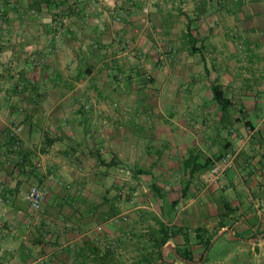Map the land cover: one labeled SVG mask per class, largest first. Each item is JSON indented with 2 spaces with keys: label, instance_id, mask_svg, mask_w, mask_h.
Masks as SVG:
<instances>
[{
  "label": "crops",
  "instance_id": "0c3cea01",
  "mask_svg": "<svg viewBox=\"0 0 264 264\" xmlns=\"http://www.w3.org/2000/svg\"><path fill=\"white\" fill-rule=\"evenodd\" d=\"M263 2L155 0L151 16L175 42L167 7L188 6L195 19L215 23L225 13L246 19L243 9ZM116 3L0 0V264L124 263L129 248L114 249L111 240L140 232L141 219L153 217L176 231L161 246L168 264H182L177 249L187 244L194 261L184 264H264V96L230 98L227 113L215 104L212 135L210 124L196 123L212 114V92L200 97L191 80L194 96L174 95L175 74L191 66L179 64L180 53L167 68L139 0ZM226 49L213 51L218 63L235 56ZM144 73L161 84L159 94L139 87ZM244 105L249 128L236 110ZM230 149L234 168L220 184L203 186L204 164ZM124 170L133 172L127 199L116 194ZM31 186L45 192L40 211L27 202ZM125 215L129 222H115ZM197 228L216 233L208 251Z\"/></svg>",
  "mask_w": 264,
  "mask_h": 264
},
{
  "label": "rangeland",
  "instance_id": "374dc122",
  "mask_svg": "<svg viewBox=\"0 0 264 264\" xmlns=\"http://www.w3.org/2000/svg\"><path fill=\"white\" fill-rule=\"evenodd\" d=\"M116 4L117 3L112 6L116 7ZM154 4L155 0H139L138 3L139 7L141 5H147L149 7V13L145 15L151 17L149 18V22L151 24L150 27L153 28V34L156 33L160 37L158 44L152 45V48L155 47L156 53L163 56V59L167 63V68L169 69H172V67H174L177 63L175 58L177 54L180 53L182 58L179 60V64L191 66V70L187 69L185 70L186 72L180 71L175 74L173 79V86H175V88H173V91L176 92V94L174 95L179 97L184 96L187 98L194 96L193 91L189 88V84H191V80H193L199 84L198 94L202 98L210 95L213 83H219L225 94L232 100H235L236 98H243L244 100L252 97L264 96V2L259 8H244L243 16L248 17L246 19L243 18V20L240 21L238 18H234L232 15H227L224 12L225 14H221L222 19L219 18L216 21L213 20L215 23H211L212 20L195 19L194 15H192L193 11L188 6H183L181 8L178 6L173 9L167 7V9L164 10V12H168L166 16H169L166 21L175 24V26H173L177 38L175 42L168 38L169 32L165 31V33H163L160 31L161 27H156L154 22L155 20H153L154 18L151 16ZM132 7V2L126 5L127 9H131ZM172 12H174V14ZM118 17L120 18L119 20L117 19L118 21L123 20V12H120V16H117V18ZM188 24H190L191 33L194 39L197 40L196 48L198 49V52L195 53V55L191 53L188 41ZM154 25L155 27H152ZM214 29L219 32L214 33ZM216 35H220L221 40L216 39ZM169 48L171 49L170 52H168ZM221 48H227L226 50L234 51L235 56L223 58L225 61H223V63H218V58L215 57L213 53ZM230 65L232 67H230ZM229 68L230 71L228 70ZM163 76L164 81H161L162 84L165 83L169 77L168 75ZM143 77L146 83L141 84L139 87H142L143 85L148 87L150 86L151 88L155 87L152 90H155V92L159 94L162 86L160 83H155L157 82V79L149 73H144ZM234 78H236L235 83L233 82ZM221 79L225 82V84L221 83ZM140 90L142 91V89ZM215 104L216 103L212 101L210 105L206 106V108H210L212 110V114L209 117L205 119H203L201 115L196 117V123L200 126H203L204 123L211 125L212 135H214L217 128V126H215L216 121L214 120V116H212L215 112L213 110L215 108ZM247 107L250 108V105H244V107L240 106L239 110L236 109L237 113L239 112L241 118L243 119L242 127L244 128H249L250 125V122L248 121L249 115L245 114L246 111L248 112V109H246ZM199 108V111L202 112V106ZM224 124L226 127L229 125L233 127L235 125V123L229 118L224 121ZM230 136L231 133L226 132V140H228ZM235 151L236 150L234 149H230L226 153L222 154L221 157L228 153L236 154ZM221 157L217 158L215 161L219 160ZM122 172L123 171L120 170L119 174ZM124 172L125 176L119 180L118 188L116 189V194L121 199H127L129 194L127 190V184L129 182L127 181L128 179H126V175L128 174L129 178L133 175L132 171L128 172V170H124ZM128 188L129 190L131 189V187ZM136 208L141 210V208L137 207V205ZM137 217H139V214H137ZM129 219L130 216L125 215L117 220L115 219V222L127 223L129 222ZM146 220L143 221L141 219L142 223L140 224V232L138 231L133 233L132 231H126L124 234L120 233L118 237L111 240L110 246L114 249L118 248L121 243H125V245L129 248L128 257H126L124 263H120V259L116 257L115 264H168L161 259L160 254V229L163 224L160 225L157 223L154 217L148 219L147 221ZM172 231L175 230L168 229L169 234ZM137 233L140 235H137ZM203 234L205 236L210 235L214 237L216 235V233ZM209 253V258H211L214 253L213 251ZM120 256L121 255H119V257ZM197 257H199V255H197ZM184 263L185 262L182 259V264Z\"/></svg>",
  "mask_w": 264,
  "mask_h": 264
},
{
  "label": "built area",
  "instance_id": "2783aa9c",
  "mask_svg": "<svg viewBox=\"0 0 264 264\" xmlns=\"http://www.w3.org/2000/svg\"><path fill=\"white\" fill-rule=\"evenodd\" d=\"M117 0H106L110 5H114ZM142 12L144 14L149 13V7L143 5ZM120 19L119 17L117 18ZM171 49H168L170 52ZM20 127L12 128L11 138L15 145L20 143ZM236 155L228 153L222 156L219 160L215 161L211 167L200 173V180L205 187L220 184L225 178L226 174L234 168ZM26 199L31 208L35 211H40L43 208L45 201V192L38 186H31L26 194Z\"/></svg>",
  "mask_w": 264,
  "mask_h": 264
},
{
  "label": "trees",
  "instance_id": "16d2710c",
  "mask_svg": "<svg viewBox=\"0 0 264 264\" xmlns=\"http://www.w3.org/2000/svg\"><path fill=\"white\" fill-rule=\"evenodd\" d=\"M187 36H188V41L190 44V49L191 53L195 54L198 52V49L196 48L197 40L194 39L192 33H191V27L190 24L187 26ZM207 71V69H206ZM208 73V72H207ZM211 92L213 96V101L220 105L222 108L223 113H227L229 108L233 106L232 100L225 94L223 91L222 87L220 86L219 83H213L211 86ZM238 120V119H237ZM215 161H207L204 164L203 169H208L213 165ZM225 209L227 212L233 211L232 208H230L227 204H225ZM196 232V239L198 241V244L201 245L205 251H208L212 245V240L214 236H205L203 233H208V230L205 228H197L195 230ZM174 234H176V231L168 232V229L162 225L160 229V235H161V240L159 244L161 246L166 245V243L171 239ZM178 256L182 258L186 262H193V254L190 248V245H184L182 248L177 249Z\"/></svg>",
  "mask_w": 264,
  "mask_h": 264
}]
</instances>
